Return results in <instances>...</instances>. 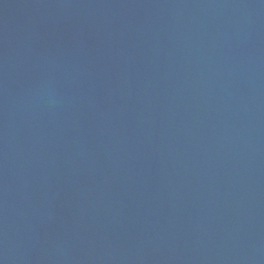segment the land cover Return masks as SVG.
Instances as JSON below:
<instances>
[{
  "label": "water",
  "instance_id": "95a60500",
  "mask_svg": "<svg viewBox=\"0 0 264 264\" xmlns=\"http://www.w3.org/2000/svg\"><path fill=\"white\" fill-rule=\"evenodd\" d=\"M0 264H264V0H0Z\"/></svg>",
  "mask_w": 264,
  "mask_h": 264
}]
</instances>
